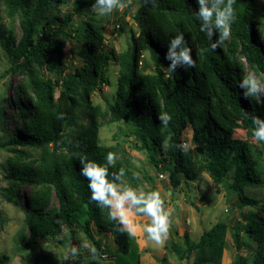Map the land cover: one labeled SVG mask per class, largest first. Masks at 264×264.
<instances>
[{"label": "trees", "instance_id": "16d2710c", "mask_svg": "<svg viewBox=\"0 0 264 264\" xmlns=\"http://www.w3.org/2000/svg\"><path fill=\"white\" fill-rule=\"evenodd\" d=\"M0 2L8 20L0 23V49L10 63L5 75L23 77L19 84L11 82L14 118L22 126L10 139L15 156L8 161L10 185L3 189L4 196L24 212L18 248L27 251L48 239L71 246L80 230L98 251L101 264L105 258L114 264H141L136 239L119 232L109 220L108 210L91 202L87 181L80 175L82 157L104 163L112 151L100 140L102 123L109 120L132 128L137 149L156 170L168 173L174 189L181 185V177L193 182L207 173L216 186L224 185L237 194L242 222L231 226L221 220L196 242L187 232L182 243L170 242L180 261L194 255L193 264H223L230 234L237 250L232 264H246L241 251L254 246L243 240L245 232L255 244V264H264V142L253 138L251 119L264 118V102L244 98L239 88L248 68L264 81V0H236L231 37L216 50L209 47L207 34L200 30L196 0H155L154 4L145 0L144 23L138 33H131L133 47L122 53L108 50L102 26L90 20L76 24V15L91 9L94 0H75L73 11L67 13L60 9L64 0ZM180 33L197 64L194 69L178 68L166 79L167 44ZM70 40L81 44L78 54L84 60L74 70L64 60ZM112 62L119 66L115 99L103 109L90 96L109 85ZM79 112L86 123H79ZM161 112L172 116L167 128L158 120ZM61 114L64 118L58 119ZM188 128L194 148L182 152L176 146L185 140ZM17 147L41 153L35 158ZM119 169L116 164L110 173ZM248 187L261 188L263 197L246 195ZM26 188L28 198L22 202L18 190L24 197ZM244 207H257V212L244 214ZM94 228L111 234L115 252L105 246L102 237L95 236ZM94 254L91 262L99 264Z\"/></svg>", "mask_w": 264, "mask_h": 264}, {"label": "rangeland", "instance_id": "374dc122", "mask_svg": "<svg viewBox=\"0 0 264 264\" xmlns=\"http://www.w3.org/2000/svg\"><path fill=\"white\" fill-rule=\"evenodd\" d=\"M74 3L75 0H64L60 9L63 13L72 12ZM124 5L122 9L106 17H100L91 9H87L85 13L76 15V24L90 20L96 25L102 26L105 31L108 50L122 53L129 47H133L131 33L140 31L141 23H144L143 8L146 3L145 0H129ZM0 23H8L1 2ZM17 33H21L19 27H17ZM80 47V43L70 40L64 48V60L71 70L84 65L83 58L78 54ZM145 59L149 61L147 54H145ZM9 66L8 57L0 49V116L3 117V121H0V264H78L79 260L69 259L66 261L64 259L68 255V250L73 246L79 248V257L91 256L82 264H94L91 262L93 247L80 230L77 232L76 240L72 241L71 246H64L54 239H48L38 241L35 246L27 251L18 248V237L24 225V212L4 196L3 189L8 188L10 185L7 178L8 161L15 156L14 148L16 147L11 145L10 139L11 136L20 133L22 126L21 121L14 118L16 105L13 98L15 91L14 87L11 86V82L19 84L22 82L23 77L21 74L5 75V71ZM250 71L248 68L246 72ZM118 73L119 66L112 62L108 70L109 85H104L102 92L96 90L90 96V100L94 105H100L103 109H106L107 104L114 101ZM257 77L260 79L259 76ZM258 100L264 102V98H258ZM78 115L79 123L87 122L82 112H79ZM241 133L242 131L239 132V134ZM189 137L192 142L191 128H188L184 133L185 140ZM242 137L244 138L245 135ZM100 140L101 144L110 147L111 152L117 154L116 164L126 170V182L133 186L143 187L146 190H160L165 195L167 206L173 211L169 239L164 246H157L143 236L136 239L141 264H193L194 255L189 260L180 261L169 247L171 246L170 242L182 243L186 232L196 242L205 231L210 230L221 220L226 221L231 226L242 222L240 208L238 207L240 201L237 194L231 193L224 185L216 186L207 173H202L193 182H186L181 177V185L174 189L169 181L168 173H161L156 170L150 164L147 155L137 149L136 140L132 135V128L125 122L103 121L100 129ZM257 145L261 146L262 144L257 143ZM17 148L28 150L35 158L39 157L41 153V150ZM191 148H194L193 142ZM28 191L29 188L23 190V197L18 190V197L22 202L25 198H28ZM244 193L251 197H263V190L259 187H248L244 190ZM249 210L257 212V207H244L242 211L247 214ZM142 222L146 223V218H143ZM93 230L96 237L104 239L105 246L110 248L111 252L117 250L110 233H99L95 228ZM66 233L67 229L64 230L63 236ZM242 237L245 242L252 244L254 249L244 248L241 254L246 257V264H255V244L248 241L245 232L242 233ZM236 254L237 250L233 238L228 234L223 264H232ZM114 258H116V254H114ZM102 262L101 259L99 264ZM103 264L114 263L111 258H105Z\"/></svg>", "mask_w": 264, "mask_h": 264}, {"label": "clouds", "instance_id": "9594fccd", "mask_svg": "<svg viewBox=\"0 0 264 264\" xmlns=\"http://www.w3.org/2000/svg\"><path fill=\"white\" fill-rule=\"evenodd\" d=\"M150 2L154 4L155 0ZM196 3L200 30L207 34L209 47L216 50L231 37L232 25L236 21V0H196ZM124 6V0H94L91 11L100 17H106ZM164 59L169 61L164 71L166 79H171L178 68L194 69L197 64L193 50L188 46L183 33L176 34L168 41ZM239 88L243 90L246 99L264 98V81H261L254 71L243 76ZM57 118L63 119V114ZM251 119L255 126L253 138L264 142V118L257 115ZM158 120L167 128L172 116L161 112ZM176 147L182 152L189 151L192 147L191 138L182 140ZM117 159V154L113 152L107 153L104 163L90 160L86 156L80 159V175L87 181L91 202L101 209L108 210V218L115 222L119 232L132 239L143 236L157 246H164L169 239L173 216V211L166 204L165 195L158 189L146 190L126 182L124 168L110 173V168L115 167ZM143 218H146V223L142 222ZM92 251L95 252V249ZM79 255V248L73 246L64 259L76 261Z\"/></svg>", "mask_w": 264, "mask_h": 264}, {"label": "water", "instance_id": "95a60500", "mask_svg": "<svg viewBox=\"0 0 264 264\" xmlns=\"http://www.w3.org/2000/svg\"><path fill=\"white\" fill-rule=\"evenodd\" d=\"M94 256L95 257H98V262L100 263V260H101V258L99 257V254H98V251L96 250L95 251V254H94ZM90 257H84V258H81L80 260H79V263L78 264H82L83 263V261H85L86 259H89Z\"/></svg>", "mask_w": 264, "mask_h": 264}]
</instances>
